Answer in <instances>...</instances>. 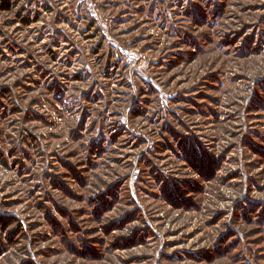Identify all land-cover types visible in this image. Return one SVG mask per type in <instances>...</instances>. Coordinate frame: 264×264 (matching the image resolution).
I'll return each instance as SVG.
<instances>
[{"label":"rangeland","instance_id":"rangeland-1","mask_svg":"<svg viewBox=\"0 0 264 264\" xmlns=\"http://www.w3.org/2000/svg\"><path fill=\"white\" fill-rule=\"evenodd\" d=\"M0 264H264V0H0Z\"/></svg>","mask_w":264,"mask_h":264},{"label":"trees","instance_id":"trees-1","mask_svg":"<svg viewBox=\"0 0 264 264\" xmlns=\"http://www.w3.org/2000/svg\"><path fill=\"white\" fill-rule=\"evenodd\" d=\"M5 6V5H4Z\"/></svg>","mask_w":264,"mask_h":264}]
</instances>
